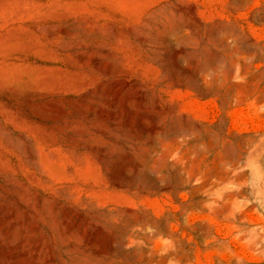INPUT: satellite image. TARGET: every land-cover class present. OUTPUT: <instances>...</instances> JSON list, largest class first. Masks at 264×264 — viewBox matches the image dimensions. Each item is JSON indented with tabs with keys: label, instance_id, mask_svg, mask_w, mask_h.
Here are the masks:
<instances>
[{
	"label": "rangeland",
	"instance_id": "1",
	"mask_svg": "<svg viewBox=\"0 0 264 264\" xmlns=\"http://www.w3.org/2000/svg\"><path fill=\"white\" fill-rule=\"evenodd\" d=\"M0 264H264V0H0Z\"/></svg>",
	"mask_w": 264,
	"mask_h": 264
}]
</instances>
